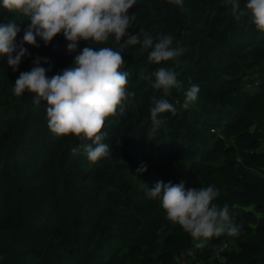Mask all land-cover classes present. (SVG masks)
Segmentation results:
<instances>
[{"label":"trees","instance_id":"obj_1","mask_svg":"<svg viewBox=\"0 0 264 264\" xmlns=\"http://www.w3.org/2000/svg\"><path fill=\"white\" fill-rule=\"evenodd\" d=\"M245 15L237 20L228 0H184L182 12L169 0H137L130 34H150L154 42L171 35L178 57L157 65L139 44L121 53L129 72L125 111L106 119L102 141L110 155L90 161L81 149L83 136H57L48 128L47 102L35 104L34 93L14 94L21 72L37 57L49 63L51 78L72 66L84 47L121 50L114 35L102 43H69L61 32L47 45L24 44L30 55L13 71L0 57V264H177L185 248L194 247L193 263L264 264V32ZM14 21L19 45L31 20L0 7V25ZM143 33H141V39ZM159 67L181 83L164 96L152 87ZM151 77V79H146ZM191 84L197 100L182 107ZM167 99L175 115L151 133L150 108ZM219 131V134L211 130ZM120 143H116L117 141ZM143 163L147 171L137 174ZM157 181L190 187L215 185L212 202L228 207L241 226L239 236L225 233L196 248L189 233L167 219L159 198L147 196ZM231 237V236H230ZM224 243L229 250L216 252Z\"/></svg>","mask_w":264,"mask_h":264},{"label":"clouds","instance_id":"obj_2","mask_svg":"<svg viewBox=\"0 0 264 264\" xmlns=\"http://www.w3.org/2000/svg\"><path fill=\"white\" fill-rule=\"evenodd\" d=\"M137 0H0V7L10 13L19 12L31 20L25 30L22 42L17 45L15 39L20 28L14 21L0 25V57L15 72L23 57L30 55L24 44L39 47L37 37L47 45L55 36L63 33L68 53L77 51L78 41H93L102 44L114 35L120 43L121 50L111 47H84L75 55L73 65L49 78L41 61L48 64L46 58L37 57L30 71L21 72L14 84V94L21 96L25 91L34 93L33 102H47L46 116L48 128L57 136H83L90 144L74 148L73 154L83 150L87 158L96 162L101 157L110 155V147L103 143L107 133L102 132L105 121L110 116L122 115L125 111L124 101L133 96L128 92L129 72L121 71L125 60L121 53L128 46L139 44L141 51H148L150 62L161 64L182 54V49H173V37L163 35L154 42L153 37L143 29L135 34L127 32L135 20L129 9ZM182 12L187 11L184 0H169ZM232 15L239 20L245 11L240 9V0H228ZM245 8L257 30L264 32V0H247ZM141 33L143 38L141 39ZM152 87L162 89L164 96L172 88L179 89L181 83L174 72L165 67L157 68ZM151 79V77H146ZM198 85L191 84L184 93L182 107L187 109L198 98ZM151 133L154 134L163 121L160 114L175 115L177 108L167 99L155 101L150 108ZM116 143H120L118 140ZM147 171L146 165L136 169L140 174ZM220 195L215 185L208 187H190L185 189L184 181L173 184L157 181L147 191L153 200L159 198L167 219L179 224L190 234L196 248H203L205 241L212 237L227 234L231 237L240 235L241 226L234 223L228 207L218 208L212 202Z\"/></svg>","mask_w":264,"mask_h":264},{"label":"built area","instance_id":"obj_3","mask_svg":"<svg viewBox=\"0 0 264 264\" xmlns=\"http://www.w3.org/2000/svg\"><path fill=\"white\" fill-rule=\"evenodd\" d=\"M212 133H216L219 134L218 130L212 129L211 130ZM230 245L228 243H224L221 248L218 250V252H224L226 250H229ZM220 253L217 255V258H220ZM194 255H195V248L194 247H190V248H185L182 250V252L180 253V255L177 258V264H200L199 262L193 263L194 260Z\"/></svg>","mask_w":264,"mask_h":264},{"label":"rangeland","instance_id":"obj_4","mask_svg":"<svg viewBox=\"0 0 264 264\" xmlns=\"http://www.w3.org/2000/svg\"><path fill=\"white\" fill-rule=\"evenodd\" d=\"M228 237H229V239H230L229 242H230L231 246H233L234 242H233L232 239H231L232 237H230V236H228ZM195 243H197V241H195ZM233 247H234V246H233ZM219 253H220V252H218V251L216 252L217 255H218Z\"/></svg>","mask_w":264,"mask_h":264}]
</instances>
